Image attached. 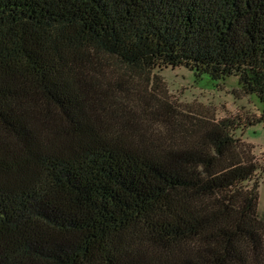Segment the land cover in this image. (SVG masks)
Instances as JSON below:
<instances>
[{
  "label": "trees",
  "instance_id": "1",
  "mask_svg": "<svg viewBox=\"0 0 264 264\" xmlns=\"http://www.w3.org/2000/svg\"><path fill=\"white\" fill-rule=\"evenodd\" d=\"M168 67L264 102V0H0V264H264L252 148Z\"/></svg>",
  "mask_w": 264,
  "mask_h": 264
},
{
  "label": "rangeland",
  "instance_id": "2",
  "mask_svg": "<svg viewBox=\"0 0 264 264\" xmlns=\"http://www.w3.org/2000/svg\"><path fill=\"white\" fill-rule=\"evenodd\" d=\"M154 74L157 86L152 92L160 102H167L154 103L160 112L168 111L171 103L173 108L169 112L178 111L177 120L185 126L203 128L223 119L236 124V137L251 146L260 166L255 180L259 182L258 212L264 217V102L256 94H243L240 78L235 75L213 80L209 76L198 77L185 67L163 68ZM144 86L142 83L141 88Z\"/></svg>",
  "mask_w": 264,
  "mask_h": 264
}]
</instances>
